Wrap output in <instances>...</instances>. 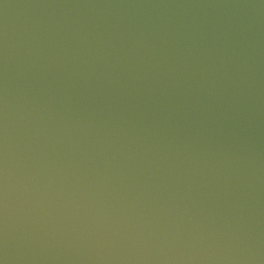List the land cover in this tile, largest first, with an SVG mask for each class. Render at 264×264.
I'll return each mask as SVG.
<instances>
[{
    "label": "water",
    "instance_id": "95a60500",
    "mask_svg": "<svg viewBox=\"0 0 264 264\" xmlns=\"http://www.w3.org/2000/svg\"><path fill=\"white\" fill-rule=\"evenodd\" d=\"M0 264H264V0H0Z\"/></svg>",
    "mask_w": 264,
    "mask_h": 264
}]
</instances>
